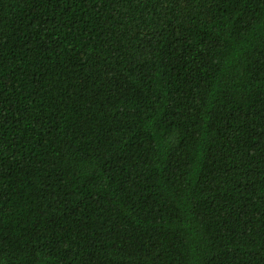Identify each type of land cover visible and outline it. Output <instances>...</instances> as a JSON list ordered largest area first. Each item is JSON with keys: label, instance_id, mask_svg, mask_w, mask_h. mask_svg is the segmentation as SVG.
<instances>
[{"label": "trees", "instance_id": "obj_1", "mask_svg": "<svg viewBox=\"0 0 264 264\" xmlns=\"http://www.w3.org/2000/svg\"><path fill=\"white\" fill-rule=\"evenodd\" d=\"M0 264H264V0H0Z\"/></svg>", "mask_w": 264, "mask_h": 264}]
</instances>
